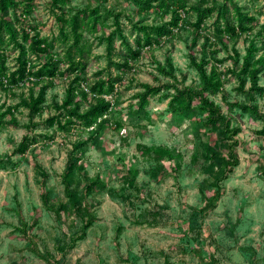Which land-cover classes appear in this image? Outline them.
Instances as JSON below:
<instances>
[{
  "label": "rangeland",
  "instance_id": "1",
  "mask_svg": "<svg viewBox=\"0 0 264 264\" xmlns=\"http://www.w3.org/2000/svg\"><path fill=\"white\" fill-rule=\"evenodd\" d=\"M197 1L187 0V3ZM208 4H212L211 0ZM217 4H226L228 21H235L234 5L255 20L248 38L241 35L235 40L223 41L220 35H215L216 27L223 26V19H217L214 10L203 23L202 34L215 42L213 46H206V58L211 50L217 51L214 56L222 60L220 68H225L231 65L228 55L234 47L240 54V62L251 37L256 39L258 54L264 53L261 27L264 0H227L225 3L217 0ZM87 6L98 7L101 13L123 11L122 32L131 45L136 33L127 17L141 24L161 22L155 11L138 13L134 0H68L63 9L69 16ZM21 10L22 6H17L7 13L12 18L13 11L20 16ZM57 12L51 0H32L30 13L19 17V21L12 19V24L16 29L36 27L41 36L52 41L51 52L62 56L68 42L59 35L61 22L56 19ZM190 13L194 21L191 9ZM169 16L165 15L163 20ZM113 29L110 16L98 31L83 32L84 39L91 44V51L84 59V88L110 72L117 79L119 89L115 95L105 96L116 101L111 122L118 124L104 127L81 154L87 176H98L105 183V189L95 192L91 198L95 219L85 237L71 244L81 224L71 216L62 213L58 216L53 210L65 200L60 173L71 143L85 139L89 133L74 128L59 130L42 122L25 127L27 109L20 106L15 112L19 124L5 123L0 129V264H264V136L256 133L264 122L240 107L229 105L234 100L248 101L245 92L237 89V78L226 73L224 90L213 99L231 117L232 125L240 128L235 136L238 162L219 182V198L208 203L216 186L193 159L194 155L201 157L205 145L213 144L215 138L202 125V116L172 113L167 108L170 96L165 91L151 97L142 108L134 97L142 90L140 83L174 84L172 77L157 70L159 66H167V57L178 80L184 85H196L198 73L190 64L189 52L197 59L200 57L202 37L191 45L188 27L173 38H163L159 45L145 47L141 57L131 62L133 69L121 71L114 62L122 60L124 54L122 37H113L111 60L106 41L99 39ZM17 38L21 40V35ZM4 48V64L14 69L18 48L13 42ZM27 56L36 63L45 57L43 54L39 58ZM59 67L65 74L57 76L54 85L47 89L42 115L34 116L33 121L56 113L54 102L60 103L64 98L73 74L64 59ZM259 68V84L264 87V67ZM38 86L33 87L35 93ZM248 86L246 79L244 89ZM27 90V86L18 88L14 96L0 89V104H15ZM222 95L226 97L224 100ZM253 103L264 112V91L262 95H255ZM86 107L84 103L82 108ZM26 133L32 138L28 149L24 154L15 152V146ZM139 146L168 148L172 158L165 156L156 160L153 154L143 156ZM41 171L47 174L44 183L49 195L47 206L41 199Z\"/></svg>",
  "mask_w": 264,
  "mask_h": 264
},
{
  "label": "trees",
  "instance_id": "2",
  "mask_svg": "<svg viewBox=\"0 0 264 264\" xmlns=\"http://www.w3.org/2000/svg\"><path fill=\"white\" fill-rule=\"evenodd\" d=\"M31 1L0 0V12L2 14L0 17V89L15 96L16 89L24 86L28 88L27 94L21 93L18 102L15 104H0V129L5 123L19 124L15 112L22 106L27 109L28 114V123L25 124V127H34L42 122L49 126H55L59 130L69 131L74 128L89 133L85 139H78L71 143L66 164L60 173L65 200L60 201L53 208L58 216L61 213L66 217L71 216L81 224L80 232H75L71 244L85 237L86 230L95 219L91 202L92 195L105 189V183L98 176H87L81 162V154L85 145H88L92 138L100 134L104 127L111 123L118 124L111 122L116 101L105 97L106 95H115L118 92L117 79L109 72L104 78L93 81L87 89L83 86L84 80H86L84 76L86 62L84 59L91 51V44L84 39L83 32L94 33L98 31V27L104 26L105 21L110 16H112L114 29L108 34H103L99 39L106 41L109 59L111 60L110 52L113 49V37L115 35L122 37L124 54L121 55L122 60L114 62L121 71L133 69L131 62L141 57L145 47L151 48L153 45H159L163 38H173L176 33L188 27L191 28V45H194L202 37L200 57L197 59L193 52H189L190 64L198 73L199 79L196 85H184L182 80H178L172 72L171 60L167 57V66H159L157 70L162 75L172 77L174 84L140 83L142 90L136 92L134 97L137 98L138 107L142 108L148 104L151 97L165 91L170 96L167 101V108L172 113L185 114L190 112L202 116V125L207 128V131L213 133L215 138L213 144L205 145L201 157L194 155L193 159L195 163L200 165L201 170L212 179V185L216 186L208 202L214 203L221 194L219 182L232 172L238 162L235 155L237 145L235 136L240 132V128L232 125L231 117L222 110L213 96L223 92L226 73L234 75L238 80L237 89L245 92L248 101L242 103L234 100L229 105L240 107L264 122V112H261L258 106L253 103L255 95H262L264 91V87L259 84V66L264 67V53L258 54L259 48L256 39L251 37L248 39L240 62L238 61L240 54L233 47L231 48L232 54L228 55L231 59V65L220 68L219 63L222 60L214 56L217 51L211 50V55L206 58V46H213L215 42L211 40L210 36L202 34L203 23L216 10L217 19H223V26L221 28L216 27L215 35H220V40L228 41L235 40L241 35H246L248 38V34L252 32L255 17L242 12L238 6L234 5L235 21H228L225 19L226 4L219 5L217 0H211L212 4H208L210 0H198L196 4H188L187 0H134L138 13L149 10L155 11L160 16L161 22L141 24V21L133 22L130 17H127L136 33L134 44L131 45L124 38L122 32L120 16L124 14L123 11L104 10L101 13L98 7L87 6L78 13L66 16L63 6L68 0H51L52 4L59 10L56 13V19L61 22L59 35L64 42H68L64 54L61 56L59 52H51L52 41L41 36L36 27L29 26L28 29H16L13 26L12 19L19 21V17H25L30 13ZM225 1L227 0H224V3ZM17 6H22L20 16L13 11L11 18L7 11ZM190 9L195 14L194 21H191ZM167 14H170L169 18L163 20ZM261 27L264 31V23ZM18 34L21 35V40H18ZM11 42L18 48L17 66L14 69H9L4 64L6 52L4 45L7 46ZM27 42L28 45H26ZM28 54H32L36 58L43 54L45 57L40 63H36L27 56ZM63 59L68 70L73 74L65 89L64 98L60 103L54 102L56 113L43 120L33 121L34 116L42 115L47 89L54 85L57 76L65 74L64 70L59 67ZM210 62V67L207 68ZM155 78L157 79V77ZM246 79L249 86L244 89ZM35 85H39L36 93L33 90ZM221 98L224 100L226 97L222 95ZM84 103L87 104V107L83 109ZM6 116H8L7 119ZM256 133L264 136V124L256 130ZM31 141V136L27 133L24 134L14 151L24 154ZM139 148L141 155L153 154L156 160L165 156L172 158L170 150L165 147L139 146ZM41 173V199L47 206L49 195L44 184L47 174L43 171ZM229 233L233 235L232 232Z\"/></svg>",
  "mask_w": 264,
  "mask_h": 264
}]
</instances>
